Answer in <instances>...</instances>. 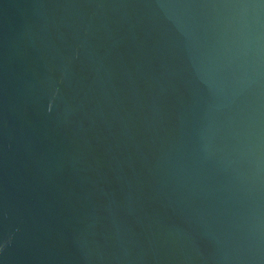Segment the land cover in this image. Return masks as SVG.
<instances>
[{"label": "water", "instance_id": "95a60500", "mask_svg": "<svg viewBox=\"0 0 264 264\" xmlns=\"http://www.w3.org/2000/svg\"><path fill=\"white\" fill-rule=\"evenodd\" d=\"M0 264H264V0H0Z\"/></svg>", "mask_w": 264, "mask_h": 264}]
</instances>
